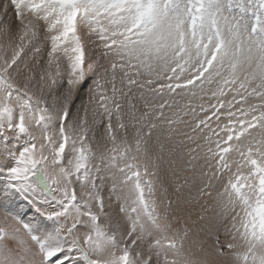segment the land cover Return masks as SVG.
<instances>
[{"label": "rangeland", "instance_id": "1", "mask_svg": "<svg viewBox=\"0 0 264 264\" xmlns=\"http://www.w3.org/2000/svg\"><path fill=\"white\" fill-rule=\"evenodd\" d=\"M210 3L227 47L190 87L203 51L187 39L180 61L178 14L162 18L173 50L157 52L159 60L146 52L152 63L142 52L135 61L115 50L129 43L118 34L125 27L107 37L103 54L100 34L77 26L78 64L50 48L44 19L0 9V66L11 78L10 103L0 100V130L11 135L0 138V264H214V255L226 264H264V58L257 53L264 54V37L256 49L246 42L237 50L245 22ZM139 31L130 41L143 37ZM114 54L124 61L112 68ZM167 62L163 72L155 66ZM216 96V105L224 102L218 110ZM201 120L207 124L195 127ZM179 201L187 222L180 216L174 228L168 211ZM197 224L205 239L190 236Z\"/></svg>", "mask_w": 264, "mask_h": 264}, {"label": "bare ground", "instance_id": "2", "mask_svg": "<svg viewBox=\"0 0 264 264\" xmlns=\"http://www.w3.org/2000/svg\"><path fill=\"white\" fill-rule=\"evenodd\" d=\"M123 1L124 0H84V2H83V4H84V6H85V9H86V12L81 16V18L78 20L77 19V21H76V24L73 26V27H71L70 29H69V31L71 32L72 31V35L69 37V32H66V30L64 29L63 31H62V34L60 35V40H58V42L56 43V45L54 46V47H52V49L54 50L56 47L57 48H60V47H62V46H60V45H62V43L63 42H66L67 43V47H70L69 48V51H71V52H69V55H66V57H65V59L67 58L68 60H71V61H75V63H78L79 64V62L80 61H82L83 60V55L82 54H78L77 55V53H79V52H77L78 50H81L80 48L82 47V44H81V42H78L77 40H76V38H73L72 36H74L75 35V33H76V28H77V26L79 27L78 28V31H80V30H82L83 32H85V34H90V35H93V33H98V34H100V36H99V38H98V42H99V49H100V51H103L102 53L103 54H105V52H108V49L107 48H104V44H105V41H106V39H107V32L108 31H110V32H116V30L118 29V28H123V27H125L126 29H125V33L124 32H118V34L120 35V37L121 38H124L125 36H126V38L125 39H128V41H129V43L128 42H126V45H125V48H121V49H115L117 52H130V55L132 56V57H134V60L136 61H138V60H140L139 59V52H142V53H144V56H145V58L143 59V60H149L150 58H146V55H145V53L146 52H151V53H148V54H151V56H152V52H156L155 54H156V56H157V52H160V58L163 56V55H165V54H167V55H169L167 52H170V51H172L173 49H169V48H172L173 46H172V44H174V42H173V39H172V37H170L171 36V31H170V25H169V23H168V21H166V20H164V19H162V18H166V17H168V16H170V15H172V14H178V15H180L181 16V18H182V23L185 21V16H186V9H185V6L183 5V3H184V0H175V5H176V10H174V11H169V9L171 8V7H169V8H167V9H158V10H156V11H154V8H153V10H149L147 13H146V15L148 16L147 17V20H145V21H143V23L141 24V26H142V28L141 29H139V30H142V32H144V33H142L141 31H139V34H140V36H142L143 35V37H141L140 39H139V41L137 42V43H135V42H132V41H134V40H132V41H130V39L131 38H129V34L126 32L127 31V29L129 28V26H131L133 23H135L134 21H135V13H134V11L135 10H137L141 5H143L144 4V2H147L148 4H151L153 1H155V0H138L137 2H135V3H132V0H128V6H124L125 7V10H122L123 12L122 13H119V14H117V13H115L116 11V9L118 8V7H122V3H123ZM156 1H159L160 3H162V4H165V3H163L162 1H160V0H156ZM16 2H18L19 4H22V5H24L22 8H20V9H18V10H16L15 9V7H14V2L12 1V0H0V9H8L9 8V5L10 6H12V8L16 11V14L15 15H19V14H22V12L21 13H19V11L20 10H26L27 8H28V6L30 5V3H31V1L30 0H16ZM210 2H215L216 3V7H220V8H222L221 6H220V0H210L209 1V4H207V9L209 8V6H211V3ZM222 9H224V8H222ZM225 11H226V13H228L229 15H231L233 18H235L237 21H238V16L237 15H235V14H230L229 12H227V10L226 9H224ZM103 11V12H102ZM28 12H31L33 15H36V16H38V17H40L42 14H40L39 15V10L38 11H30V10H28ZM216 12H219L218 10H215L214 9V7L211 9V11L208 13V10H206V13H207V16H208V21H207V24H209V21L211 20V16H215V13ZM102 14V15H101ZM115 17H119L118 19H117V21L115 20ZM128 18V20H127V23L125 24V25H123L124 23H125V21H126V19ZM142 19H144V17L142 18ZM217 19H218V21H219V25H220V28H221V30L223 31V33H224V43H225V45H223V46H221V48H220V53H219V55H218V58H219V56L222 54V53H225L223 50L227 47V40H226V35H225V27H224V24L221 22V19H220V13H219V15L217 16ZM79 21V22H78ZM163 22V21H165V23L167 22L168 24H165V28H168V32H166L167 31V29L165 30V28H163L162 27V25L161 24H158L159 22ZM245 23H246V21H244ZM164 23V22H163ZM182 23H181V25H182ZM78 24V25H77ZM247 25H246V30H244V31H242L241 32V34H240V37H239V42L237 43V45L239 44L241 47H242V44H245L246 42H249L255 49H256V47H255V43H261V39H262V37L261 36H259V35H253L252 33H251V27H250V24H248V23H246ZM70 25V24H69ZM161 26V27H158V26ZM169 25V26H168ZM233 24H231L230 22H229V27H231V28H235V25L234 26H232ZM164 26V25H163ZM205 26V25H204ZM208 26H206V28H207ZM121 28V29H122ZM156 28H158V30L156 29ZM159 28H162V29H164L165 30V32H166V36H165V34L164 35H162L161 33H163L162 31L163 30H161V29H159ZM204 28V27H203ZM118 31V30H117ZM161 31V32H160ZM262 31H264V27H263V25H260V30H259V33L258 34H260V32H262ZM164 32V33H165ZM246 33L247 32V36L246 35H244L243 33ZM113 34H116V33H113ZM153 34V37H151L150 35H152ZM43 35V34H42ZM95 35V34H94ZM93 35V36H94ZM102 35H103V38H102ZM96 36V35H95ZM150 36V37H149ZM170 38H169V37ZM98 37V36H97ZM97 37H95V38H97ZM131 37V36H130ZM168 38L170 39V41L168 40ZM168 40L169 42H170V46H169V44H167V42H166V40ZM48 41H49V39H48ZM110 42H113V39H110L109 41H107L106 42V44L107 45H109V44H111ZM168 42V43H169ZM100 43H101V46H100ZM187 43V41L185 42V44ZM192 43H193V45H194V42L192 41ZM128 45V46H127ZM126 46H127V48H126ZM235 46V45H234ZM180 46H179V48H177V50L180 52L181 50H180ZM240 48V47H239ZM239 48H237V50L239 49ZM77 49V51H75ZM98 49V50H99ZM114 49H113V51H115ZM122 50V51H121ZM73 51V52H72ZM163 52H165V53H163ZM161 53L163 54V55H161ZM185 53V52H184ZM183 53V54H184ZM239 53H241V52H239ZM258 53V55H260L261 57H263L264 58V54L262 53V52H257ZM183 54H182V57H181V59H180V61H182V60H184V61H186V59L183 57ZM204 54H205V51H203L201 54H200V56H199V58H198V60H199V62L194 66V68H196V67H198L201 63H204V62H202V59L204 58ZM116 54H114V55H112L110 58L113 60V57L116 59V62H113V64H110V66L112 67V66H115V67H119L120 66V64H121V62H123V61H120L121 60V57H119V55H117V56H115ZM154 55V54H153ZM229 53L228 52H226V55H225V57H229ZM110 56V55H109ZM143 56V57H144ZM155 56V55H154ZM153 56V57H154ZM155 56V57H156ZM158 56H157V59L159 58ZM166 58V57H165ZM164 58V59H165ZM208 58V57H207ZM218 58H217V60H218ZM163 59V60H164ZM178 59V58H177ZM154 60L155 61H157L156 60V58H154ZM159 60V59H158ZM160 60H162V59H160ZM217 60H216V62H217ZM70 62V61H69ZM146 62V61H145ZM148 62V61H147ZM149 62H151L152 63V61L151 60H149ZM159 62V61H158ZM215 62V63H216ZM225 61H223L222 63L220 62V66H221V64L223 65V63H224ZM70 63H72V62H70ZM74 63V64H75ZM169 63H170V61H169ZM214 63V64H215ZM124 64V63H123ZM126 65H128L129 64V62H127L126 61V63H125ZM155 64V63H154ZM153 64V65H154ZM157 64V65H156ZM155 64V66H157L158 67V65H160V66H162V68H160V69H162V71L161 70H159L160 72H163V68L164 67H166L167 65H168V62L167 63H164L163 65H162V63L161 64H158V63H156ZM213 64V65H214ZM258 64H259V60H256L254 63H252L251 64V66H250V70L252 71V73H254L255 71H254V69L258 66ZM0 65H2V64H0ZM152 65V64H151ZM206 65V61H205V63H204V66ZM213 65H212V67H213ZM4 65H2V68L4 69V67H3ZM129 66V69H130V66L131 65H128ZM260 66V65H259ZM258 66V67H259ZM139 67H141V66H139ZM156 67V68H157ZM212 67H211V69H212ZM1 68V66H0V100L2 101V102H4L5 104L6 103H10V100L11 99H8L10 96H9V90H10V87H9V90L7 91V89H6V86H7V84L8 85H10L11 84V78H9V74H7V73H5L4 71H3V69ZM113 68V67H112ZM145 68V67H144ZM143 68V69H144ZM194 68H192V70H194ZM219 68V70L221 69L220 67H218ZM141 69V68H140ZM166 69V68H165ZM142 70V69H141ZM141 70H140V72H141ZM145 70V69H144ZM158 70V69H157ZM191 70V71H192ZM211 71V70H210ZM209 71V72H210ZM143 72V71H142ZM141 72V73H142ZM170 72V71H169ZM209 72H207V73H209ZM207 73L205 74V77L203 78V79H201V81H204L205 80V78H206V75H207ZM213 73H216L217 75H218V73H219V71L218 70H216V71H214ZM164 74L166 75L167 74V72L165 73L164 72ZM172 74V73H171ZM136 75V74H135ZM135 75H133V78H136L137 76H135ZM144 76V75H143ZM151 76V75H150ZM150 76H148V77H150ZM191 76L193 77V75H192V73H191ZM146 77V76H145ZM152 77V76H151ZM248 76L247 75H245V78H247ZM147 78V77H146ZM252 78H254V79H256V76L255 75H253L252 76ZM155 79V78H154ZM152 80V81H156V80ZM232 79V77L230 78V77H228L225 81H230ZM146 80H149V79H146ZM167 80V79H166ZM190 80H191V78H190ZM189 80V81H190ZM189 81H187V82H185V84H186V87H190V84L188 83ZM145 82V81H144ZM148 82V81H147ZM153 83H155V82H153ZM149 84H150V82H149ZM157 84V83H156ZM75 85H77V84H75ZM148 85V84H147ZM150 85H152V83L150 84ZM149 85V86H150ZM191 85H193V84H191ZM151 87V86H150ZM155 88H156V85L154 86ZM260 87L262 88V91H260V92H264V77H263V79H261L260 80ZM146 89V88H145ZM149 89V88H148ZM147 91V90H146ZM237 91H238V88H237ZM249 91L250 92H252V90L251 89H249ZM144 92V91H143ZM139 93H137V95H138ZM146 93H144V95H145ZM152 94H154V93H152ZM136 95V94H135ZM134 95V96H135ZM143 95V96H144ZM134 96H132V97H134ZM139 96H141V98L143 97L142 96V92H141V94L139 95ZM149 97H150V95H148ZM130 97V96H129ZM138 97V96H137ZM137 97H134V99L136 98V100H137ZM154 97V96H153ZM156 97V96H155ZM217 97L218 96H216V98H215V100H214V102L212 103V105H211V108H215L217 105H216V99H217ZM131 98V97H130ZM141 98H139V99H141ZM128 99V98H127ZM121 100H123V99H121ZM136 100H134V101H136ZM143 100H145V99H143ZM128 101V100H127ZM138 102H139V100H138ZM238 101L236 100V102H234L233 104L235 105L236 103H237ZM127 103H129L130 104V101L129 102H127ZM132 103H133V101H132ZM135 103V102H134ZM144 103V102H143ZM151 103V102H150ZM136 104V103H135ZM140 104V103H139ZM220 104V103H219ZM218 104V105H219ZM142 105V104H141ZM130 106V105H129ZM132 106V105H131ZM136 106V105H135ZM140 106V105H139ZM148 106V105H147ZM154 106V105H153ZM132 108V107H131ZM134 108V107H133ZM137 108V107H136ZM150 108V107H149ZM152 108V107H151ZM150 108V109H151ZM156 108V107H155ZM129 109V108H128ZM149 109V110H150ZM153 110V109H152ZM241 109H238V111H240ZM255 110H256V108H255ZM130 111V110H129ZM136 111H137V109H136ZM251 111L253 112V110L251 109ZM258 111V110H257ZM260 111V110H259ZM132 113V112H131ZM158 113V110H157V112H156V114ZM134 114H136V113H134ZM145 115H143V117H144ZM152 116V115H151ZM160 116V115H159ZM146 117H148V116H146ZM158 118V117H157ZM163 118V117H162ZM161 118V119H162ZM212 118V116H209L207 119H211ZM28 121H30V120H28ZM212 121V120H211ZM210 121V122H211ZM31 122V121H30ZM209 122V123H210ZM239 123V122H238ZM197 124H200L199 126H197ZM205 124H207V122H204L203 120H201V121H198L197 123H196V126L195 127H200L201 128V126L203 127ZM35 128V127H34ZM1 132H4V133H6V134H8L7 136H8V138L7 139H10L11 137V135H9L10 134V132H8V131H2V130H0V133ZM218 132H219V130H218ZM216 133L217 132H215V134L214 135H216ZM230 134H232V133H230ZM45 137V136H44ZM41 138V137H40ZM229 138V137H228ZM227 138V139H228ZM57 139V138H56ZM226 139V140H227ZM231 140V138L228 140V141H225V142H229ZM55 143V142H54ZM53 143V144H54ZM53 144H51L52 145V147H53ZM225 144V143H224ZM47 147V146H46ZM259 160V159H258ZM257 160V161H258ZM262 161H264L263 159H262ZM261 162V160L259 161V165L260 164H263L264 165V163H260ZM262 165V166H263ZM261 166V165H260ZM261 166V167H262ZM235 168H237V169H241L242 167H240V168H238V167H234V169ZM243 169H245V168H243ZM246 170H247V168H246ZM240 171V172H242V176H244V173H245V176L247 175V171ZM248 171H249V168H248ZM39 172V171H38ZM237 172H239V171H237ZM240 172H239V174H240ZM244 172V173H243ZM249 174V173H248ZM256 174V173H255ZM235 177H236V175H234ZM241 176V177H242ZM256 176V175H255ZM237 177H238V175H237ZM249 177V176H248ZM238 178H240V177H238ZM237 179V178H236ZM247 179V178H246ZM241 185V184H240ZM239 185V186H240ZM243 185H241V187H242ZM244 187V186H243ZM237 188H239V187H237ZM244 189V188H243ZM213 197V196H212ZM181 199V198H180ZM186 201V200H185ZM184 201V202H185ZM188 201V200H187ZM180 202V201H179ZM179 202H178V204H179ZM182 202V201H181ZM180 202V205H178L177 206V208L174 206L173 208H172V210H169L168 211V215H169V217L173 220V223H172V225H173V227L174 228H176V226H178V225H176L174 222L176 221V219L177 218H179L180 219V216H181V219H186V214H188L187 213V209H188V206H186L187 207V209L185 210V207H184V209H183V207H182V203ZM176 204V203H175ZM194 204H195V202H194ZM196 205V204H195ZM199 205V204H198ZM176 208V209H175ZM198 208V207H197ZM200 210V209H199ZM180 211V212H179ZM211 213H212V211H211ZM206 214V213H205ZM195 218V217H194ZM200 218V217H199ZM198 220V219H197ZM186 222H187V219L185 220ZM190 223V222H189ZM188 223V224H189ZM193 224V223H192ZM195 225V224H194ZM193 226V225H192ZM197 226V227H196ZM195 226V228L196 229H194V230H192L191 231V234H190V236H192V235H195L194 237H193V239H197V237H199L200 239H205V236L204 235H202V234H200L199 232H198V228H199V226L200 225H196ZM216 226V225H215ZM188 227V226H187ZM208 227V226H207ZM212 227V226H211ZM190 228V227H189ZM179 229V228H178ZM207 229V228H206ZM211 229V228H210ZM183 230V229H182ZM213 230V229H212ZM191 238V237H190ZM204 246V245H203ZM202 246V247H203ZM185 247V246H184ZM195 249V248H194ZM30 250H32V251H34V248L32 247V246H30ZM212 251V250H211ZM191 252H192V250H191ZM197 252V251H196ZM195 252V253H196ZM203 254H204V252L203 253H201V255L198 253L197 255H200L201 257H203L204 259H207V261L214 255H212V256H208L207 254H205L204 256H203ZM105 255V254H104ZM193 255V254H192ZM216 255H218V254H216ZM106 256V255H105ZM194 257H195V254H194ZM215 258V259H214ZM213 260H214V264L215 263H221V264H226V262L225 261H223L220 257H215V255H214V257H213ZM211 261H212V258H211ZM216 261V262H215ZM227 261V260H226ZM210 262V261H209ZM212 263V262H211ZM210 263V264H211ZM231 263V262H230Z\"/></svg>", "mask_w": 264, "mask_h": 264}, {"label": "water", "instance_id": "3", "mask_svg": "<svg viewBox=\"0 0 264 264\" xmlns=\"http://www.w3.org/2000/svg\"><path fill=\"white\" fill-rule=\"evenodd\" d=\"M5 137H8L6 134H3Z\"/></svg>", "mask_w": 264, "mask_h": 264}]
</instances>
